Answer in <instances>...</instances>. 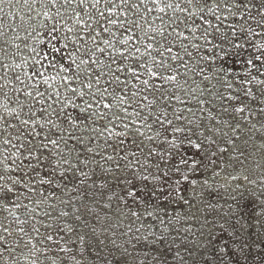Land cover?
I'll return each mask as SVG.
<instances>
[{"label":"snow or ice","instance_id":"snow-or-ice-1","mask_svg":"<svg viewBox=\"0 0 264 264\" xmlns=\"http://www.w3.org/2000/svg\"><path fill=\"white\" fill-rule=\"evenodd\" d=\"M0 264H264V0H0Z\"/></svg>","mask_w":264,"mask_h":264}]
</instances>
